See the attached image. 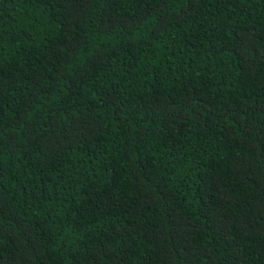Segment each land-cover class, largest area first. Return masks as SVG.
<instances>
[{
    "label": "trees",
    "instance_id": "16d2710c",
    "mask_svg": "<svg viewBox=\"0 0 264 264\" xmlns=\"http://www.w3.org/2000/svg\"><path fill=\"white\" fill-rule=\"evenodd\" d=\"M0 264H264V0H0Z\"/></svg>",
    "mask_w": 264,
    "mask_h": 264
}]
</instances>
